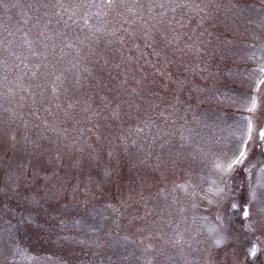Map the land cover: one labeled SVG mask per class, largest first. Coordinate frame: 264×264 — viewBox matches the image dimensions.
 Listing matches in <instances>:
<instances>
[{"label":"snow or ice","instance_id":"obj_1","mask_svg":"<svg viewBox=\"0 0 264 264\" xmlns=\"http://www.w3.org/2000/svg\"><path fill=\"white\" fill-rule=\"evenodd\" d=\"M261 255L264 0H0V264Z\"/></svg>","mask_w":264,"mask_h":264},{"label":"rangeland","instance_id":"obj_2","mask_svg":"<svg viewBox=\"0 0 264 264\" xmlns=\"http://www.w3.org/2000/svg\"><path fill=\"white\" fill-rule=\"evenodd\" d=\"M238 115V114H237ZM183 173L180 174V178H182ZM172 179H177V177H171ZM81 211H83L81 209ZM208 216H212L213 210H209L207 213H205ZM107 215V213H105ZM22 246L26 249L30 250V252L34 254L44 255L50 252L52 249L49 248V246L43 242L42 240H37L35 237H29V235H24L21 238ZM11 259V257H10ZM18 264H25V261L22 258H17ZM259 264H264V255L260 256Z\"/></svg>","mask_w":264,"mask_h":264}]
</instances>
